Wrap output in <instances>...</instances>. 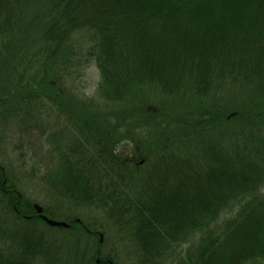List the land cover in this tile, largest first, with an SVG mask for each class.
<instances>
[{"label": "trees", "instance_id": "1", "mask_svg": "<svg viewBox=\"0 0 264 264\" xmlns=\"http://www.w3.org/2000/svg\"><path fill=\"white\" fill-rule=\"evenodd\" d=\"M90 65L95 97L72 102L62 81ZM43 105L74 133L44 135L54 159L39 180L127 232L129 264L264 260V0H0L9 138ZM8 174L0 161V264H114L80 215L47 225ZM37 224L76 239L58 256Z\"/></svg>", "mask_w": 264, "mask_h": 264}, {"label": "rangeland", "instance_id": "2", "mask_svg": "<svg viewBox=\"0 0 264 264\" xmlns=\"http://www.w3.org/2000/svg\"><path fill=\"white\" fill-rule=\"evenodd\" d=\"M98 80V70L94 65H90L83 69L81 78L73 81L65 79L62 81V84L67 93L66 95L72 99V102L77 103L80 100L89 101L92 97H95ZM10 103H12V100ZM30 110L27 108V112ZM37 110H39V114H37L40 116H38L35 120H32V124H36L37 127H33L32 125L33 128L24 131L16 143L14 139L9 138L8 136L9 132V134H13L14 132V127L12 124H9L8 118H3L0 122V125H3V123L7 121L5 124L7 125L6 129L8 131L5 129L7 136L3 140L2 147H5L8 154H6V157L0 156V161L5 167L6 172L9 173L8 183H15V185L17 184V186L21 188L25 199L31 200L33 208L32 211L34 214H38L33 207L34 204H36L41 207L42 214L43 209L52 205L54 208L52 209V213L59 217L57 219L59 221H62L66 217L72 219L75 215H80L81 218L78 216L77 218L83 220L82 222H84L90 230L93 229L98 232V236L92 235L89 239L90 241L94 240L96 243L100 241L97 251L102 253V255H112V261L114 264H129L131 259L130 253L133 246L127 232L121 231L119 233L114 227H109V225L104 228L102 227L103 229H101V225H98L97 223L103 220L102 215L98 210H95L92 205L85 207H73L70 205L71 203L68 200L63 199L58 195L54 196V190L50 189L48 185H45L41 180H39L41 175L50 170L53 164L52 159H54L52 157V151L48 147L49 141L46 142L44 135L46 134L47 138L50 133H54V135H56V139L58 138V143L65 144V138L68 136V133L73 131H71L72 129H68L69 126L66 123L65 117L62 119L58 117L57 108L54 105L52 107L43 105ZM31 114H36L35 108H32ZM11 117L12 114H10L9 119H11ZM14 143L16 144V152L12 148V144ZM20 146L21 149L18 148ZM134 148V145L126 142L118 146L117 150L118 152L120 151L121 153L124 152L130 155L133 153ZM20 151L24 152L22 158L18 155ZM142 158L143 156H139L137 159ZM4 159H7V161H4ZM37 225L40 233L37 230H35V233H38V235L42 234L44 236L43 238L50 242L56 255H58V253H65L63 252V248L60 243L76 239V236L74 237L73 235H70L65 237L63 235L64 232H60L56 229H46V227L42 224ZM99 235L101 236L99 237ZM95 259L99 261L97 256H95ZM61 260H63V257H61ZM111 264L113 263L111 262ZM256 264H264V260L258 261Z\"/></svg>", "mask_w": 264, "mask_h": 264}, {"label": "water", "instance_id": "3", "mask_svg": "<svg viewBox=\"0 0 264 264\" xmlns=\"http://www.w3.org/2000/svg\"><path fill=\"white\" fill-rule=\"evenodd\" d=\"M35 208V210L38 212V215L40 216V218L49 226L51 227H63V228H67L69 225L68 223L64 222V221H59V220H54L52 218L47 217L46 215L42 214L41 211V207H39L38 205L34 204L33 206Z\"/></svg>", "mask_w": 264, "mask_h": 264}]
</instances>
